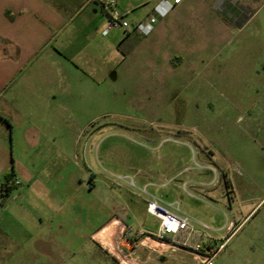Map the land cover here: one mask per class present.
Here are the masks:
<instances>
[{"label": "rangeland", "instance_id": "1", "mask_svg": "<svg viewBox=\"0 0 264 264\" xmlns=\"http://www.w3.org/2000/svg\"><path fill=\"white\" fill-rule=\"evenodd\" d=\"M237 2L235 19L198 0L182 44L113 29L104 78L58 71L51 94L26 68L0 87V264H128L133 228L92 234L124 215L158 232L152 182L198 244L224 243L214 264H264V0Z\"/></svg>", "mask_w": 264, "mask_h": 264}, {"label": "crops", "instance_id": "2", "mask_svg": "<svg viewBox=\"0 0 264 264\" xmlns=\"http://www.w3.org/2000/svg\"><path fill=\"white\" fill-rule=\"evenodd\" d=\"M105 1L0 0V87L26 68L28 81L32 82V79L38 76L44 82L46 92L51 94L56 93L58 89L54 74L58 71L68 83L71 82L70 77L81 68L84 73L104 78L110 59V33L103 35L107 21ZM159 1L116 0L118 9L126 14L130 23V28L119 31L120 34L117 36L119 45L125 42L134 45L139 42L153 44L166 37L171 44L185 42V12L198 0H182L166 17L157 21L148 36H141L134 31L133 25L147 20ZM213 1L217 8L226 4L230 16L235 19L239 17L240 8L236 6L238 0ZM139 38L142 39L138 40ZM149 56L153 57L151 54ZM167 58L170 66H175V59L180 60L174 55ZM26 88L29 91L36 89L32 84ZM161 179L164 180L163 177ZM151 186L153 192L165 201L161 196L167 186L160 182H152ZM183 214L185 215L186 211ZM131 218V215L110 218L102 228L92 234L97 247L100 248L99 245L105 247V235L116 221L133 228L135 233H144L133 249V254L141 264H200L199 255L148 236L154 233L146 229L145 225L134 227L130 222ZM220 230H223V227H220ZM185 236L183 233L178 238ZM191 239L196 241L193 236ZM213 241H216L217 246L224 245V243L219 245L216 239ZM198 243L196 241L193 244Z\"/></svg>", "mask_w": 264, "mask_h": 264}, {"label": "built area", "instance_id": "3", "mask_svg": "<svg viewBox=\"0 0 264 264\" xmlns=\"http://www.w3.org/2000/svg\"><path fill=\"white\" fill-rule=\"evenodd\" d=\"M182 0H160L153 8L152 15L144 21H140L133 25V29L141 36H148L152 33L154 25L160 18L166 17ZM104 9L107 14L106 26L103 30V35H108L113 29L127 30L130 28V23L126 14L121 12L116 4V0H106ZM143 194L147 195L146 209L147 213L159 220L158 232L150 236L161 242H165L172 246L185 248L201 257L200 264H214V260L222 248L217 249L205 247L203 244H193L190 239L194 233L191 226V218L188 215L181 213L177 203H168L160 198H157L147 192V188L141 189ZM185 233V238H178ZM143 233H133L125 231L121 237L129 245L128 250L134 249L135 240L140 238ZM204 246V247H203ZM133 253V251H132ZM125 257L128 264H141L136 257Z\"/></svg>", "mask_w": 264, "mask_h": 264}, {"label": "trees", "instance_id": "4", "mask_svg": "<svg viewBox=\"0 0 264 264\" xmlns=\"http://www.w3.org/2000/svg\"><path fill=\"white\" fill-rule=\"evenodd\" d=\"M14 176H15V173H14V171L13 172H11V173H8L7 175H6V181L7 182H10V181H14L13 179H14ZM14 183V182H13Z\"/></svg>", "mask_w": 264, "mask_h": 264}]
</instances>
